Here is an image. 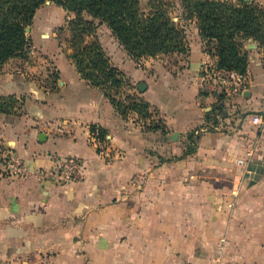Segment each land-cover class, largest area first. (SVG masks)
<instances>
[{
    "label": "crops",
    "instance_id": "0c3cea01",
    "mask_svg": "<svg viewBox=\"0 0 264 264\" xmlns=\"http://www.w3.org/2000/svg\"><path fill=\"white\" fill-rule=\"evenodd\" d=\"M71 17L41 4L27 56L0 70V105L15 100L0 109V143L24 169L0 175V264H264V125L251 120L264 112L257 42L239 38L248 84L220 100L203 84L201 68L216 56L195 19L182 22L185 51L138 60L99 24L127 92L148 104L142 117L122 114L81 77L53 32L63 27L69 41ZM70 156L81 175L60 182L48 170Z\"/></svg>",
    "mask_w": 264,
    "mask_h": 264
},
{
    "label": "trees",
    "instance_id": "16d2710c",
    "mask_svg": "<svg viewBox=\"0 0 264 264\" xmlns=\"http://www.w3.org/2000/svg\"><path fill=\"white\" fill-rule=\"evenodd\" d=\"M46 1L73 14L66 20V27L70 32V57L81 77L100 87L122 114L134 110L142 117L147 116L146 101L127 90L123 98L119 97L128 86L127 80L109 62L96 30L99 24L106 23L135 60L185 51V29L181 22L173 20L169 2L148 0L145 10L142 0H0V70L10 58L27 56L30 38L26 26L31 24L35 10ZM180 1L185 18L195 19L199 34L206 40L208 50H213L218 66L245 73L247 58L239 38L251 39L258 46L264 43V7L246 0ZM14 102L8 97L0 109L8 111ZM222 108L220 102L213 111L220 113ZM94 130L92 127L91 131ZM96 136L105 139L101 129Z\"/></svg>",
    "mask_w": 264,
    "mask_h": 264
},
{
    "label": "built area",
    "instance_id": "2783aa9c",
    "mask_svg": "<svg viewBox=\"0 0 264 264\" xmlns=\"http://www.w3.org/2000/svg\"><path fill=\"white\" fill-rule=\"evenodd\" d=\"M259 58L264 68V43L259 46ZM203 84L206 90L216 92L225 100H231L236 95L242 94L248 84L246 73L233 69H224L218 66L217 61L205 63L202 68ZM227 107H233L227 104ZM251 120L258 126L264 125V112L253 114ZM97 131H94L92 139L97 143L100 152L108 155L109 147L103 145V141L97 138ZM24 172L22 162L17 159L14 153L0 143V175L18 176ZM48 173L57 178L60 182L74 181L80 177L81 162L76 157L56 158Z\"/></svg>",
    "mask_w": 264,
    "mask_h": 264
},
{
    "label": "rangeland",
    "instance_id": "374dc122",
    "mask_svg": "<svg viewBox=\"0 0 264 264\" xmlns=\"http://www.w3.org/2000/svg\"><path fill=\"white\" fill-rule=\"evenodd\" d=\"M167 2H169V12L170 14L173 16V20L175 21H179V22H184L185 20L187 21V19L185 18V10L181 5V1L180 0H165ZM142 4H143V8L145 10L148 9V0H142ZM252 4H259L257 2L252 1ZM44 7V6H43ZM50 12L52 10H49ZM53 12V11H52ZM37 21V16L35 18V22ZM28 27V29L26 30L27 35L30 38V24L28 26H26V28ZM53 32H56V38L57 40L61 43V46H66L68 43V37H66V32L63 30V27H56ZM37 37V36H36ZM29 46H33V42L31 41V39H29ZM175 52V51H174ZM183 52V51H181ZM171 53V52H169ZM127 89H123V93L121 96H119L120 98L124 97V93L126 92Z\"/></svg>",
    "mask_w": 264,
    "mask_h": 264
},
{
    "label": "water",
    "instance_id": "95a60500",
    "mask_svg": "<svg viewBox=\"0 0 264 264\" xmlns=\"http://www.w3.org/2000/svg\"><path fill=\"white\" fill-rule=\"evenodd\" d=\"M27 29H28V27L25 30H27Z\"/></svg>",
    "mask_w": 264,
    "mask_h": 264
}]
</instances>
